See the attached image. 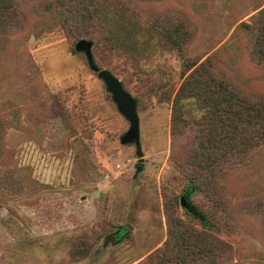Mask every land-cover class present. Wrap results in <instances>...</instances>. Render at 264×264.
<instances>
[{
	"label": "rangeland",
	"instance_id": "374dc122",
	"mask_svg": "<svg viewBox=\"0 0 264 264\" xmlns=\"http://www.w3.org/2000/svg\"><path fill=\"white\" fill-rule=\"evenodd\" d=\"M35 1L19 0L28 14L24 30L0 37V264H145L166 239L164 200L176 198L180 217H186L180 198L192 211L205 203L184 192L171 158L183 143L170 137L171 102L151 92L177 87L181 61L154 39L158 54L151 58H96V66L110 70L138 100L140 147L122 145L129 123L75 51L77 41L48 30L52 20L30 12ZM141 4L142 18L149 11L184 13L196 31L186 57H210L232 83L264 94V69L245 51L249 17L264 0ZM187 111L188 119L196 117L189 104ZM223 183L233 207L264 196V148ZM222 238L235 251L225 264H264L259 215H238ZM85 241L88 256L70 259V250Z\"/></svg>",
	"mask_w": 264,
	"mask_h": 264
},
{
	"label": "trees",
	"instance_id": "16d2710c",
	"mask_svg": "<svg viewBox=\"0 0 264 264\" xmlns=\"http://www.w3.org/2000/svg\"><path fill=\"white\" fill-rule=\"evenodd\" d=\"M142 1L36 0L29 11L37 19H51L48 30L91 42L94 64L105 53L151 58L158 54L157 44L165 47L164 54L181 61L177 87L167 94L164 84L151 92L171 102L170 137L183 139L171 158L184 180V192L205 203L180 217L176 198L164 200L166 239L147 255L145 264L229 263L235 251L222 233L232 230L238 215H259L264 221V196L233 207L224 196L223 183L230 171L249 165L264 148V94L232 83L210 57H186L196 33L189 18L179 10L149 11L142 18ZM253 12L245 51L252 64L264 69V6ZM27 19L19 0H0V37L22 32ZM188 104L196 112L191 119L186 117ZM2 136L0 126V142ZM90 248L87 241L76 244L70 259H85Z\"/></svg>",
	"mask_w": 264,
	"mask_h": 264
},
{
	"label": "water",
	"instance_id": "95a60500",
	"mask_svg": "<svg viewBox=\"0 0 264 264\" xmlns=\"http://www.w3.org/2000/svg\"><path fill=\"white\" fill-rule=\"evenodd\" d=\"M74 49L78 53H82L87 61L89 68L97 74V78L101 80L110 94L112 102L115 104L118 112L129 123L128 130L120 137L122 145L133 144L137 149L140 147L139 121L137 115V105L135 99L125 91L123 84L106 69H99L93 62L91 49L92 43L84 39H80L75 43ZM184 197L180 198V205L185 210L193 212Z\"/></svg>",
	"mask_w": 264,
	"mask_h": 264
},
{
	"label": "flooded vegetation",
	"instance_id": "af4514ba",
	"mask_svg": "<svg viewBox=\"0 0 264 264\" xmlns=\"http://www.w3.org/2000/svg\"><path fill=\"white\" fill-rule=\"evenodd\" d=\"M189 205V204H188Z\"/></svg>",
	"mask_w": 264,
	"mask_h": 264
}]
</instances>
